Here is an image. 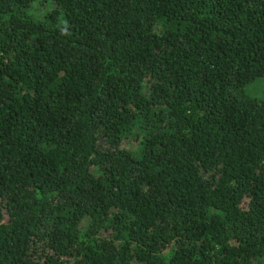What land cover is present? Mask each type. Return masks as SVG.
Masks as SVG:
<instances>
[{
  "label": "trees",
  "instance_id": "1",
  "mask_svg": "<svg viewBox=\"0 0 264 264\" xmlns=\"http://www.w3.org/2000/svg\"><path fill=\"white\" fill-rule=\"evenodd\" d=\"M0 264H264V0H0Z\"/></svg>",
  "mask_w": 264,
  "mask_h": 264
},
{
  "label": "rangeland",
  "instance_id": "2",
  "mask_svg": "<svg viewBox=\"0 0 264 264\" xmlns=\"http://www.w3.org/2000/svg\"><path fill=\"white\" fill-rule=\"evenodd\" d=\"M35 11H39L40 9L38 7L34 8ZM261 78H257L253 82L246 85L245 90L246 92L251 96H258L261 94Z\"/></svg>",
  "mask_w": 264,
  "mask_h": 264
}]
</instances>
